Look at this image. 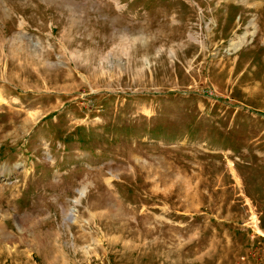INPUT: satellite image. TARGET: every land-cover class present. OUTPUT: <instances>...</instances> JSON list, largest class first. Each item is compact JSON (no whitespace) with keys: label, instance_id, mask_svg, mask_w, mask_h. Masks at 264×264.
Returning a JSON list of instances; mask_svg holds the SVG:
<instances>
[{"label":"rangeland","instance_id":"rangeland-1","mask_svg":"<svg viewBox=\"0 0 264 264\" xmlns=\"http://www.w3.org/2000/svg\"><path fill=\"white\" fill-rule=\"evenodd\" d=\"M0 264H264V0H0Z\"/></svg>","mask_w":264,"mask_h":264},{"label":"bare ground","instance_id":"bare-ground-1","mask_svg":"<svg viewBox=\"0 0 264 264\" xmlns=\"http://www.w3.org/2000/svg\"><path fill=\"white\" fill-rule=\"evenodd\" d=\"M241 43H242V41H238V42H235V43L232 42V43H231V45H232V46H231L232 49H236V48H238V47L241 45ZM79 194H80V196H82L83 191H81ZM74 203L77 204V203H78V200L76 199V200L74 201Z\"/></svg>","mask_w":264,"mask_h":264}]
</instances>
